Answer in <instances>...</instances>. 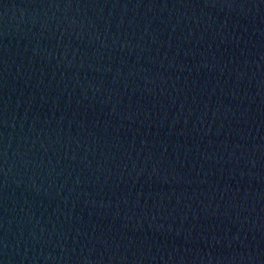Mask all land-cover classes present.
<instances>
[{
    "label": "water",
    "instance_id": "1",
    "mask_svg": "<svg viewBox=\"0 0 264 264\" xmlns=\"http://www.w3.org/2000/svg\"><path fill=\"white\" fill-rule=\"evenodd\" d=\"M0 264H264V0H0Z\"/></svg>",
    "mask_w": 264,
    "mask_h": 264
}]
</instances>
